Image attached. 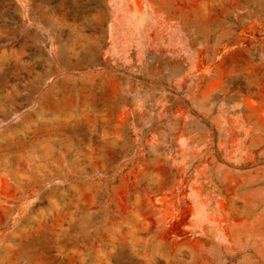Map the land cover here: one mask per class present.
Instances as JSON below:
<instances>
[{
    "label": "rangeland",
    "instance_id": "rangeland-1",
    "mask_svg": "<svg viewBox=\"0 0 264 264\" xmlns=\"http://www.w3.org/2000/svg\"><path fill=\"white\" fill-rule=\"evenodd\" d=\"M0 264H264V0H0Z\"/></svg>",
    "mask_w": 264,
    "mask_h": 264
}]
</instances>
